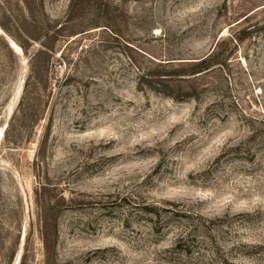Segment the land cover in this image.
<instances>
[{
    "label": "rangeland",
    "instance_id": "1",
    "mask_svg": "<svg viewBox=\"0 0 264 264\" xmlns=\"http://www.w3.org/2000/svg\"><path fill=\"white\" fill-rule=\"evenodd\" d=\"M43 8L0 0V264H264V0Z\"/></svg>",
    "mask_w": 264,
    "mask_h": 264
},
{
    "label": "trees",
    "instance_id": "2",
    "mask_svg": "<svg viewBox=\"0 0 264 264\" xmlns=\"http://www.w3.org/2000/svg\"><path fill=\"white\" fill-rule=\"evenodd\" d=\"M26 8L29 12V18H30V22L31 24L33 23V25L37 24V21L35 19L36 13L38 12V9H41V11L43 12L44 8H43V0H23ZM28 21H26V24H29ZM2 29L4 31H6V29L4 27H2ZM36 29V28H35ZM7 32V31H6ZM33 41L35 42H40L41 38L39 36H32L30 37ZM16 42L19 44V46L22 48L23 51L27 52L28 48L21 43L20 41ZM45 47V46H44ZM50 50V49H49ZM48 51L47 50H39L35 56V58H39L41 56H47L48 57ZM219 60V54L215 55V56H210L207 59H204L198 63H196L195 65H193L192 69L189 71H185L184 73L177 75V74H173V73H165V72H159V73H154L151 75H146V77L149 78H154L156 81L153 82L152 84H155L156 86H158V92L160 94H163L165 96H168L169 98L173 99V100H182L183 98H190L189 94H181L178 92H171L169 90V87L164 84L166 83V80L176 77V76H182V77H191V76H196V75H200L203 73H209L211 72L215 67L217 66H223L222 61H218ZM39 64V65H38ZM32 78H36L40 72L41 69H39V66L42 68V64L41 63H36L34 62L32 65ZM43 72L45 74H47L49 72V63L48 61H45L44 65H43ZM160 88V89H159ZM37 121H33L32 125L36 124ZM147 212L149 213H154L155 211L153 209H147ZM156 214V213H155ZM47 239H49V237L46 235V244H47V248L49 249L50 246L48 244Z\"/></svg>",
    "mask_w": 264,
    "mask_h": 264
},
{
    "label": "built area",
    "instance_id": "3",
    "mask_svg": "<svg viewBox=\"0 0 264 264\" xmlns=\"http://www.w3.org/2000/svg\"><path fill=\"white\" fill-rule=\"evenodd\" d=\"M65 69V64L64 63H57L55 66V70L57 72H62Z\"/></svg>",
    "mask_w": 264,
    "mask_h": 264
},
{
    "label": "bare ground",
    "instance_id": "4",
    "mask_svg": "<svg viewBox=\"0 0 264 264\" xmlns=\"http://www.w3.org/2000/svg\"><path fill=\"white\" fill-rule=\"evenodd\" d=\"M17 46V45H16ZM16 46H15V44H13V49L15 50V51H17V48H16ZM18 47V46H17ZM20 49V51L22 52V50H21V48H19ZM1 139H2V133L0 132V141H1Z\"/></svg>",
    "mask_w": 264,
    "mask_h": 264
}]
</instances>
